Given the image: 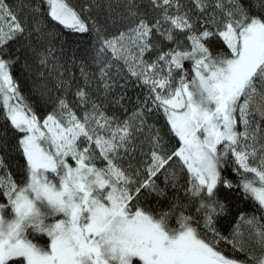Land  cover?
<instances>
[{
	"label": "snow or ice",
	"instance_id": "obj_1",
	"mask_svg": "<svg viewBox=\"0 0 264 264\" xmlns=\"http://www.w3.org/2000/svg\"><path fill=\"white\" fill-rule=\"evenodd\" d=\"M0 264H264V0H0Z\"/></svg>",
	"mask_w": 264,
	"mask_h": 264
},
{
	"label": "trees",
	"instance_id": "obj_2",
	"mask_svg": "<svg viewBox=\"0 0 264 264\" xmlns=\"http://www.w3.org/2000/svg\"><path fill=\"white\" fill-rule=\"evenodd\" d=\"M86 38L84 40H82L79 43H72L69 47H68V55L71 56L73 55V50H75L74 54L76 55L77 58H80L83 55V51H84V47L86 46ZM136 89H130L128 92V95L131 97H135L137 94ZM135 100L133 99L132 101H130V103H134ZM236 209H240V210H244L246 212H251L252 211V205L250 202L248 203H244V202H238L236 204V208H234V211ZM224 227H230V222L226 221L224 222Z\"/></svg>",
	"mask_w": 264,
	"mask_h": 264
}]
</instances>
